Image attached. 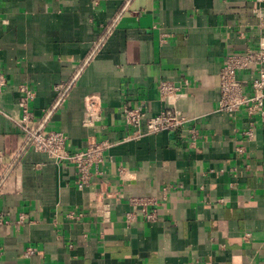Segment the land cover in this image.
Returning a JSON list of instances; mask_svg holds the SVG:
<instances>
[{"label":"crops","instance_id":"1","mask_svg":"<svg viewBox=\"0 0 264 264\" xmlns=\"http://www.w3.org/2000/svg\"><path fill=\"white\" fill-rule=\"evenodd\" d=\"M263 18L258 0H0V264H264V121L249 138L245 113L219 110L225 57L259 45ZM80 68L47 126L72 150L112 142L86 189L72 164L31 149L18 122L20 85L41 118ZM161 79L177 86L173 103ZM91 94L102 118L88 126ZM170 105L189 119L182 127L138 136L124 122L126 106L157 115ZM145 195L158 202L154 220L129 204Z\"/></svg>","mask_w":264,"mask_h":264},{"label":"built area","instance_id":"2","mask_svg":"<svg viewBox=\"0 0 264 264\" xmlns=\"http://www.w3.org/2000/svg\"><path fill=\"white\" fill-rule=\"evenodd\" d=\"M264 1V0H258ZM264 27V18L261 21ZM102 40V39H101ZM101 42L95 47L93 53L86 59V63L96 53ZM252 71L254 76L247 78L241 73ZM81 68L73 77L56 84L54 87L56 98L52 107L41 118H37L31 108V101L35 91L26 84L20 85L19 106L21 115L18 118L19 124L25 130L29 147L37 152L46 153L58 164L70 163L76 169L75 183L79 189H86L92 186L96 178L101 174L100 165L105 161V152L110 148L112 142L109 139L88 141L83 149L72 150L69 146V136L63 130L48 128V120L52 113L57 110L66 99L68 89L76 81ZM8 85L7 76L0 73V93ZM220 99L219 110L224 111L236 118L239 114L245 113L249 117V125L244 130L247 137H254L256 120L264 121V38L258 46L248 47L243 51L228 53L220 72ZM177 86L168 79L159 81V90L164 99H170L177 94ZM170 103L173 100L170 99ZM102 118L101 102L97 95L91 94L85 97L84 124L94 125ZM123 118L127 126L135 130L138 136L156 133L164 130H174L182 127L188 122V118L174 105L164 107L157 115H148L141 107H128L123 109ZM188 131L192 144H196L198 131L195 127H189ZM3 162V153L0 151V164ZM120 168V173L125 172ZM156 198L152 196H133L129 198V204L140 207L141 213L147 220L156 218V210L150 209L151 205L157 204ZM98 213L104 218L108 216V205L106 202L98 201ZM68 216L73 219H80L81 212L71 210ZM135 219L134 211L126 214V221L132 222ZM2 222L0 221V224ZM246 236H250L249 233ZM35 252L30 246L25 255Z\"/></svg>","mask_w":264,"mask_h":264}]
</instances>
